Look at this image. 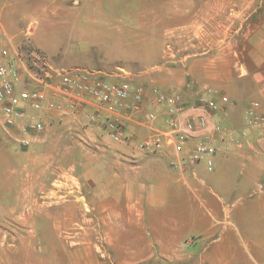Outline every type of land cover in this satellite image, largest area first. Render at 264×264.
Segmentation results:
<instances>
[{"label":"crops","instance_id":"crops-1","mask_svg":"<svg viewBox=\"0 0 264 264\" xmlns=\"http://www.w3.org/2000/svg\"><path fill=\"white\" fill-rule=\"evenodd\" d=\"M60 1L62 16L70 17L67 13H71L68 10L72 6L76 8L84 1L90 10L102 0ZM162 1L150 0L146 9L126 13V17H163L170 21L158 33H169L168 37L184 42L190 50L182 56L168 59L166 48L164 52L162 49L152 61L143 62L145 67L138 71L136 82L134 73L130 76L107 69L110 63L76 62L66 66L93 71L107 81L129 80L143 85L142 108L112 111L94 104L71 107L67 98L53 94L57 87L54 82L45 88V139L57 140L62 146H71L72 140L77 145L107 146L105 154L93 155V167L105 165L107 173L120 179V185H115L125 197L109 199L111 202L105 201L95 209L113 211L103 217L104 224L137 227L139 238V231H144L152 239L153 251L148 248L143 256L167 258L171 264H189L192 258L199 259L195 264H264V120L256 122L250 114L253 110L264 115V0H165L171 6L165 13ZM227 2L234 3L230 12L226 10ZM28 5L29 0H0V44L10 51L7 60L23 72L26 66L16 55L32 48L23 35L31 37L36 31L34 21L20 28L24 27L20 18H24ZM122 23L111 24L108 29L127 35L128 42L131 29L128 22ZM90 27L91 33H109ZM32 44L37 43L31 41ZM207 86L215 93L207 92ZM153 88L180 94L188 105L197 103L203 95L217 98L215 120L222 129L214 140L217 152L212 169L206 155L200 160H188L197 139L189 140L184 152L175 150L165 135L170 115L166 106L157 103ZM223 95L231 102L223 103ZM255 100L261 105L253 109ZM59 101L62 107H58ZM151 109L157 110V119L148 123L146 113ZM109 116L123 120L125 133L133 138L130 143L111 138L102 123ZM20 133L18 127L0 126V134L10 136L16 143ZM153 133H160V147L142 148L144 137ZM39 137L33 136L31 145L43 142L44 138ZM17 159L16 153L8 159L0 153V161L12 163L8 166L10 174L24 170H18ZM25 192L32 194L33 184ZM2 198L0 193V220ZM8 209L14 213L17 207Z\"/></svg>","mask_w":264,"mask_h":264},{"label":"rangeland","instance_id":"rangeland-1","mask_svg":"<svg viewBox=\"0 0 264 264\" xmlns=\"http://www.w3.org/2000/svg\"><path fill=\"white\" fill-rule=\"evenodd\" d=\"M149 2L102 0L95 9L89 10L82 1L76 8H69L71 13L67 14L72 16L64 17L63 10L58 8L60 0H29V9L24 18H20L24 27L20 25V28L34 21L35 35H23V38L27 45L58 66L66 68L76 62L91 61L110 63L107 69L130 76L134 73L136 82L138 71L145 67L143 62L152 61L162 49L164 52L168 43L173 45L177 58L190 50L184 42L168 37L169 33L159 34L170 23L163 17H126V13L146 9ZM169 5L162 1L163 13L171 8ZM226 5V10L232 11L234 3ZM35 6L42 8H33ZM121 14L124 17L117 16ZM117 22H128L131 29L128 42L127 35L109 32L108 26ZM90 26L109 33H91ZM31 41L37 44L31 45ZM254 102L261 105L258 100ZM45 135L43 132L39 136L45 139ZM74 135H77L75 131ZM74 135L72 133V137ZM147 137L149 135L144 139ZM44 139L22 146L10 136L0 134L2 158L8 159L10 154L16 153L18 170L24 169L10 174L8 166L12 163L0 161L3 197L0 264H171L167 258L143 256L148 248L153 251L152 239L144 231L140 229L139 238L137 227L104 224L103 217L113 211L95 209L105 201L111 202L109 199L125 197L117 187L120 179L107 173L105 165L100 168L94 164L93 167V155L105 154L107 146L77 145L74 140L71 146H62L57 140ZM26 167L30 175L26 174ZM32 184L34 192H25ZM15 206L14 213L8 209ZM128 228L134 232H128ZM198 261L192 258L188 263Z\"/></svg>","mask_w":264,"mask_h":264},{"label":"built area","instance_id":"built-area-1","mask_svg":"<svg viewBox=\"0 0 264 264\" xmlns=\"http://www.w3.org/2000/svg\"><path fill=\"white\" fill-rule=\"evenodd\" d=\"M166 54L168 59L176 57L171 43L167 44ZM0 56V126L20 128L21 133L15 140L22 146H30L33 136L40 135L46 129L43 111L48 93L45 88L54 82L57 87L53 94L67 98L71 107L94 104L99 109L107 107L112 111L130 107L142 108L141 102L145 94L143 85L129 80L107 81L93 71L58 66L33 48L17 52L16 56L26 66L25 72L7 60L10 51L1 44ZM205 89L209 93H215L211 87L207 86ZM153 93L157 103L166 106L170 115L169 129L165 135L174 143L175 150L184 152L187 142L197 139L188 160H200L206 155L207 165L212 169L217 152L214 140L222 129L215 120V111L219 107L217 98L203 95L197 103L188 105L180 94H167L158 88H153ZM221 101L231 102L227 95H223ZM58 107H62L60 101ZM252 107L258 108L259 103L253 102ZM157 114V110H149L146 113V122L155 121ZM250 114L256 122L264 120L261 114L254 113L253 110H250ZM88 117L94 119L91 114ZM102 123L114 141L130 143L133 140L132 136L125 133L122 119L109 116ZM160 137V133L150 134L142 140L141 147L156 150L161 145ZM184 163L187 165V162Z\"/></svg>","mask_w":264,"mask_h":264}]
</instances>
